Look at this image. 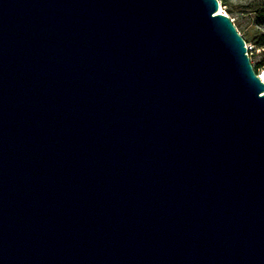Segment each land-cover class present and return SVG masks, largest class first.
<instances>
[{
    "label": "water",
    "instance_id": "obj_1",
    "mask_svg": "<svg viewBox=\"0 0 264 264\" xmlns=\"http://www.w3.org/2000/svg\"><path fill=\"white\" fill-rule=\"evenodd\" d=\"M219 0H0V264H264V82Z\"/></svg>",
    "mask_w": 264,
    "mask_h": 264
},
{
    "label": "rangeland",
    "instance_id": "obj_2",
    "mask_svg": "<svg viewBox=\"0 0 264 264\" xmlns=\"http://www.w3.org/2000/svg\"><path fill=\"white\" fill-rule=\"evenodd\" d=\"M222 12L231 17L240 34L246 40L251 60L257 65L264 63V24L259 10L264 0H219Z\"/></svg>",
    "mask_w": 264,
    "mask_h": 264
},
{
    "label": "built area",
    "instance_id": "obj_3",
    "mask_svg": "<svg viewBox=\"0 0 264 264\" xmlns=\"http://www.w3.org/2000/svg\"><path fill=\"white\" fill-rule=\"evenodd\" d=\"M251 49V48H249ZM256 74L260 77V79L264 82V63L257 65L252 61Z\"/></svg>",
    "mask_w": 264,
    "mask_h": 264
},
{
    "label": "trees",
    "instance_id": "obj_4",
    "mask_svg": "<svg viewBox=\"0 0 264 264\" xmlns=\"http://www.w3.org/2000/svg\"><path fill=\"white\" fill-rule=\"evenodd\" d=\"M259 18L261 20V22L264 24V7L261 8V10H259ZM261 44H264V41L261 43Z\"/></svg>",
    "mask_w": 264,
    "mask_h": 264
},
{
    "label": "bare ground",
    "instance_id": "obj_5",
    "mask_svg": "<svg viewBox=\"0 0 264 264\" xmlns=\"http://www.w3.org/2000/svg\"><path fill=\"white\" fill-rule=\"evenodd\" d=\"M220 10H221V12H222V6H221Z\"/></svg>",
    "mask_w": 264,
    "mask_h": 264
}]
</instances>
